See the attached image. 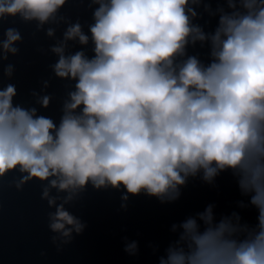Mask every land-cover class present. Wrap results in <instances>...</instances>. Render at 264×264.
<instances>
[{
    "label": "clouds",
    "instance_id": "1",
    "mask_svg": "<svg viewBox=\"0 0 264 264\" xmlns=\"http://www.w3.org/2000/svg\"><path fill=\"white\" fill-rule=\"evenodd\" d=\"M70 2L0 0V26L17 17L35 22L33 36L43 31L55 41L38 49L57 57L53 77L74 89L57 124L14 103L15 84L0 86V183L16 172L9 187L17 191L41 184V200L54 209L49 239L62 252L88 228L69 208L89 186L120 192L126 212L141 194L174 203L189 178L212 184L230 173L246 198L236 201L239 211L217 219L208 205L173 224L158 264H264V0H217L215 10L211 0H79L92 9L87 33L61 13ZM201 5L219 14L213 31L193 22ZM69 41L91 42L92 55L68 53ZM198 42L203 55L188 50ZM22 43L16 27L0 35V84L13 79L15 65L4 62ZM51 79L30 92L43 109L54 99ZM249 208L254 224L241 214ZM123 240L124 253L138 256L139 241Z\"/></svg>",
    "mask_w": 264,
    "mask_h": 264
}]
</instances>
